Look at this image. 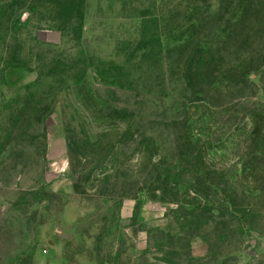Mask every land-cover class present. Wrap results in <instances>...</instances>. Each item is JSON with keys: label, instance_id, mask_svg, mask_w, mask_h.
<instances>
[{"label": "rangeland", "instance_id": "rangeland-1", "mask_svg": "<svg viewBox=\"0 0 264 264\" xmlns=\"http://www.w3.org/2000/svg\"><path fill=\"white\" fill-rule=\"evenodd\" d=\"M0 264H264V0H0Z\"/></svg>", "mask_w": 264, "mask_h": 264}, {"label": "trees", "instance_id": "trees-1", "mask_svg": "<svg viewBox=\"0 0 264 264\" xmlns=\"http://www.w3.org/2000/svg\"><path fill=\"white\" fill-rule=\"evenodd\" d=\"M251 71H254V69L253 70H251ZM250 73V72H249Z\"/></svg>", "mask_w": 264, "mask_h": 264}]
</instances>
